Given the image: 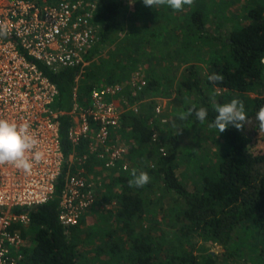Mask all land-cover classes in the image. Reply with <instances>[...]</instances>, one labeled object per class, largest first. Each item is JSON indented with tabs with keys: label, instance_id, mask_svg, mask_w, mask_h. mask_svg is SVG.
I'll return each instance as SVG.
<instances>
[{
	"label": "trees",
	"instance_id": "obj_1",
	"mask_svg": "<svg viewBox=\"0 0 264 264\" xmlns=\"http://www.w3.org/2000/svg\"><path fill=\"white\" fill-rule=\"evenodd\" d=\"M99 1L101 10L97 18L101 29L96 47L112 40L123 27L119 18L122 2ZM246 17L243 25L227 34L212 35L206 32L202 8L193 7L185 14L183 25L186 28L200 37L207 35L222 46V52L214 53L212 58L207 57V76L218 73L223 80H207L211 87L210 93H206L199 68L190 65L180 87L196 94L197 100L180 108L176 120L185 133L194 128L197 140L196 129H202L209 137L203 142L212 143L214 148L205 146L199 155L196 152L200 159L197 167L199 186L190 191L175 172V159L179 154L177 137L172 135L164 141L168 144L169 153L166 150L158 158L157 175L164 190L180 204V212L177 213L179 245L176 247L162 242L151 227L143 228L141 218L146 201L142 189L129 187L130 179L122 178L123 188L115 212L116 227L99 245L100 251L111 260L115 257V264L121 261L123 264H216V255L211 254L206 243L226 249L236 230L243 233L249 230L252 239H260L257 260L258 264H264V131L260 130L255 118L264 107V0H250L246 6ZM28 60L34 62L57 88L53 107L61 113L58 115L60 145L65 161L55 184L54 196L44 204L21 208L30 217L27 226H17L22 237H29L27 244L22 246L21 264H77L81 231L79 225L65 227L61 224L58 206L70 155L75 150L82 152L87 149L85 142H79L73 149L68 136L70 117L67 112L73 106L78 68L53 71L31 57ZM152 83L148 82V85ZM92 86L90 83L78 85L76 102L87 107ZM216 88L221 90L220 95H217ZM251 91L256 96L247 94ZM231 98L243 101L250 123L243 131L230 125L218 133L209 126L217 114L214 106L230 102ZM193 105L196 109L207 108L208 116L204 123L199 122L194 114L185 120L179 119V114L187 112ZM129 117L133 135L139 142H149L158 126L150 124L151 119L145 116Z\"/></svg>",
	"mask_w": 264,
	"mask_h": 264
},
{
	"label": "rangeland",
	"instance_id": "obj_2",
	"mask_svg": "<svg viewBox=\"0 0 264 264\" xmlns=\"http://www.w3.org/2000/svg\"><path fill=\"white\" fill-rule=\"evenodd\" d=\"M82 1L94 9L92 23L100 37L101 24L97 15L101 3L99 0ZM120 1L122 30L106 44L94 48L79 85L90 83L96 87H111L113 93L109 100L120 114V124L113 131L111 143L124 145L128 150L112 168H106L103 160L92 154L88 147L82 152L75 150L70 155V170L85 166L87 174L92 175V192L96 196L78 224L81 232L77 264H115V257L111 260L100 251L99 245L116 227L115 212L123 188L122 178L131 179L133 168L137 173L144 171L151 177L150 182L141 188L146 201L141 218L143 228L156 230L157 238L162 242L175 247L179 245L177 213L180 212V204L164 190L157 175V160L166 150L169 153L168 144L164 141L169 136H176L179 154L175 159V172L188 190L194 191L199 186L197 167L200 159L197 156L205 146L212 149L214 146L203 142L209 137L202 129H196L197 140L194 128L185 133L176 120L180 108L197 100L196 94L180 87V82L186 79L188 67L196 65L203 77L205 92L210 93L207 57L212 58L214 53L223 51L213 38L207 35L200 37L186 28L183 20L191 8L198 6L204 12L206 32L225 35L246 22V6L248 2L250 4V0H194L192 6L186 5L183 10L175 11L168 6L150 8L142 0ZM148 82L153 83L148 85ZM215 91L220 95V89ZM247 94L256 96L254 91ZM129 115L145 116L151 119L150 124L158 126L149 142H139L133 135ZM124 164H127L126 169ZM22 238L27 244L29 237ZM260 244L259 238L257 241L251 238L249 230L247 233L236 230L226 249L220 245L207 247L215 252L216 264H258Z\"/></svg>",
	"mask_w": 264,
	"mask_h": 264
},
{
	"label": "built area",
	"instance_id": "obj_3",
	"mask_svg": "<svg viewBox=\"0 0 264 264\" xmlns=\"http://www.w3.org/2000/svg\"><path fill=\"white\" fill-rule=\"evenodd\" d=\"M93 10L82 0H0V29L7 32L0 36V119L18 126L28 124L38 141L34 151L43 154L39 162L32 161L30 173L0 164V264H21L24 241L17 226L30 222L21 208L44 204L54 196L65 161L59 133L61 113L53 107L57 88L28 57L53 71L78 68L74 102L67 112L73 149L85 142L106 168L115 166L128 150L111 143L120 114L109 100L110 86H92L87 107L75 100L89 55L99 41ZM70 167L71 162L58 206L59 221L65 227L77 226L96 199L94 181L85 166L72 171Z\"/></svg>",
	"mask_w": 264,
	"mask_h": 264
},
{
	"label": "clouds",
	"instance_id": "obj_4",
	"mask_svg": "<svg viewBox=\"0 0 264 264\" xmlns=\"http://www.w3.org/2000/svg\"><path fill=\"white\" fill-rule=\"evenodd\" d=\"M142 2L150 8L168 6L175 11H181L186 5L192 6L194 0H142ZM4 35H7L6 30L0 29V36ZM208 80L221 82L223 76L214 73L208 76ZM214 111L217 114L209 126L215 128L218 133L224 132L230 125L238 131H243L250 123L244 103L238 98H232L230 102L224 104H215ZM193 114L199 122L204 123L208 116V110L205 107L196 109L193 105L188 108L187 112L180 113L179 119L185 120ZM255 118L259 122L260 130L264 131V107L260 108ZM28 129L29 125L26 123L18 126L6 119H0V164H11L25 173H30L33 166L32 161L39 162L43 158L41 152L34 151L38 141ZM29 153L32 155L29 156ZM130 176L132 178L129 180V187L142 188L151 180L147 172L137 173L135 168L131 170Z\"/></svg>",
	"mask_w": 264,
	"mask_h": 264
},
{
	"label": "water",
	"instance_id": "obj_5",
	"mask_svg": "<svg viewBox=\"0 0 264 264\" xmlns=\"http://www.w3.org/2000/svg\"><path fill=\"white\" fill-rule=\"evenodd\" d=\"M210 243H206V246H210ZM215 252L211 251V254L214 255Z\"/></svg>",
	"mask_w": 264,
	"mask_h": 264
}]
</instances>
